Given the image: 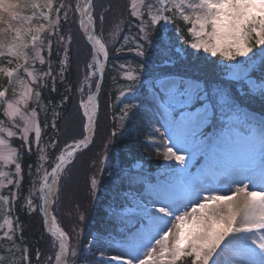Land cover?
Segmentation results:
<instances>
[{"label": "snow or ice", "instance_id": "obj_1", "mask_svg": "<svg viewBox=\"0 0 264 264\" xmlns=\"http://www.w3.org/2000/svg\"><path fill=\"white\" fill-rule=\"evenodd\" d=\"M0 26V264H31L20 246L21 211L38 216L49 237V254L37 251V264H76L72 241L83 236L87 208L76 206L67 231L57 208L82 157L89 192H99L110 149L142 110L150 113L148 136L159 137L145 142L166 141L163 156L172 163L155 183L130 169L110 174L115 195L104 215L112 227L89 234L88 251L98 248L93 261L264 264V0H0ZM185 56L218 58L222 78L209 84L172 71ZM121 57L110 77L120 114L110 117L96 152L106 69ZM73 67L79 131L62 132L56 109L69 96L46 102L44 92L56 93ZM47 128L52 135L42 144Z\"/></svg>", "mask_w": 264, "mask_h": 264}, {"label": "trees", "instance_id": "obj_2", "mask_svg": "<svg viewBox=\"0 0 264 264\" xmlns=\"http://www.w3.org/2000/svg\"><path fill=\"white\" fill-rule=\"evenodd\" d=\"M56 3H59L60 0H56ZM119 5H123L124 0H118ZM121 10L120 8H117V11ZM179 23V22H178ZM67 28V25L65 26ZM181 29H185L186 26L181 24ZM73 31L74 26H73ZM134 31V29H133ZM181 35L186 40H191V37L187 35L186 31H182ZM114 55V54H113ZM128 63L138 64V61L133 59L131 54H126ZM57 56L55 53V48L53 49V55H52V61H53V70H57L56 65ZM217 59L211 58L207 59L205 56H201L199 59L197 57L192 56L191 58L185 56L183 57V64L179 65L176 68H173L172 71H179L184 72L185 70H188L192 74L199 76L202 81H207L209 84H213L215 82H218L219 79H221V68L218 66L215 61ZM119 62L123 61V57L120 59H111L108 62V66L106 69L105 74V81H104V87L102 89V94L100 96V106H101V116L104 118L101 120V135L97 138L96 141V148L94 151L98 152L100 145L102 143L103 136L107 134V131L112 128V121L110 120V117L112 115H117V111H120V104L115 101V88L113 87V81L110 79L111 76L114 75V72L112 70V65L117 64ZM194 66V67H193ZM46 67V66H45ZM150 68L159 70L161 66L156 63H150ZM76 77H77V71L75 67H73L68 73H67V79L64 81V84H60L59 81L57 82V89L58 91L56 93H49L47 90L44 92V100L47 102L49 99L52 101H59L60 97L62 95H68L69 99L63 104L62 108L56 109L60 113L62 117H64V120L58 121V127L63 132L64 129L72 128L75 132L79 131V123L78 121L73 122L72 117L76 113V102H77V96L75 93L76 88ZM0 83H3V80H0ZM64 85H68L69 88L72 89V92L65 93L64 92ZM104 99L106 100V103L104 102ZM108 102V103H107ZM108 105H111L112 107H107ZM252 108L257 110L259 113V104H253ZM52 117V110L50 109L48 112V119L51 120ZM150 116L144 111H141V118L130 123L128 126V132L123 137H118L113 147L110 149L109 152V162L104 168L103 175L100 180V186L102 189H105L103 191V194L105 196V201H102L98 204H94L93 202V193L89 192L88 184H87V177L89 176L86 173L84 160L87 159V157H82L81 162L77 165V168L74 170L75 175L73 177V180L70 182L71 189L75 190L74 192L71 191V194L69 196H66L65 198H69L68 201H71L72 205V213L74 209L76 208V205H83L87 208V214L91 216V220L93 222H90L88 224L89 229L92 230H110L112 225L108 222L107 218L104 215L105 204L109 201L113 202V197L115 195V189L113 185V179L109 174V172L114 171H120L121 169L125 170H131L134 174H143L148 177L153 178L152 181H154V175L152 171H154V168L162 161V153L155 148L153 145L146 143V139H148L147 131L149 129L148 122H149ZM41 125L43 126V122L45 120V117L43 113H41L40 116ZM52 135V130L50 128H47L44 133V140H47L49 136ZM159 153V154H158ZM51 155H55L54 152L51 153ZM51 158V157H49ZM138 160H142L144 164L148 166L149 172L144 171H137L133 168V165ZM36 156L35 152L31 157L25 155L24 157V164L25 168H27V165L29 164H35ZM119 164L118 168H116V164ZM112 179V180H111ZM29 178L25 176L24 178V188L25 190L28 187ZM79 191L80 194H82V197L77 196V192ZM64 198V199H65ZM60 207V206H59ZM19 221L22 225V243H20V240H18V243H20L21 248L25 249L28 254L31 256V264H37L36 260V253L39 251L40 253L47 255L49 254V237L45 234L44 228L41 226V220L38 216H26L22 211L19 212ZM67 229V227H66ZM68 230V229H67ZM21 229L20 226H17V232L18 235L20 233ZM18 259V258H17ZM43 259V256L41 257Z\"/></svg>", "mask_w": 264, "mask_h": 264}, {"label": "rangeland", "instance_id": "obj_3", "mask_svg": "<svg viewBox=\"0 0 264 264\" xmlns=\"http://www.w3.org/2000/svg\"><path fill=\"white\" fill-rule=\"evenodd\" d=\"M0 27H2V26H0ZM215 59L218 60V58H215ZM118 63H121V62L118 61ZM128 64L131 65L130 63H128ZM131 66L135 67L136 65L132 64ZM117 95H118V92H117V89L115 88V96L117 97ZM127 99L128 100H132L133 98L131 96H129V97H127ZM115 101H116V99H115ZM104 102L106 103L105 99H104ZM135 102L138 103L139 101H135ZM143 111H144L145 114L147 113L150 116L149 112H147L145 110H143ZM117 113L120 114V111L119 112L117 111ZM119 114H117V115H119ZM256 114H257V119H259L260 118V114L258 112ZM0 119H3V117H0ZM155 126L157 128L160 127L159 124H156ZM150 132H151V128L149 127V129L147 131V135H146L148 137V139H152V138L159 139V137H149L148 133H150ZM160 134L163 135V129L160 130ZM44 141H46V140L43 139L42 140V144L44 143ZM13 143L14 144H19V141L18 140H14ZM163 143H166V141L162 142L160 145L154 146L155 148H157L162 153V158L163 159L156 166V168H154V171H152L154 173L153 174L154 175V181H152V183H155V178L162 177V174L165 173L166 169H168L169 164L172 163V162L166 161L164 159L163 152H164L165 149L163 147ZM118 166H119V164L117 163L116 164V168H118ZM102 167L105 168V166H102ZM133 168L135 170H137V171L139 170V171H144V172H147V173L149 172V169H150V168H148V166L146 164L143 163L142 160H138L137 162H135L134 165H133ZM192 171L195 172L196 169L193 168ZM111 173H113V172H109V173H107V175L109 174V176H110ZM88 175L90 176L91 173L88 174ZM101 177H102L101 175L97 174V179L98 180H101ZM223 186L226 188L227 184L224 183ZM71 191L74 192L75 190L71 189ZM103 191H105V189H102V187L100 186L99 192L98 193H93V202H94V204H98V203H100L102 201H105L106 198H105V196L103 194ZM4 194H7V188L4 189ZM76 194H77L78 197H82V194H80L79 191ZM97 196H98V199H97ZM68 199L69 198H65L63 200L62 204L60 205V207L58 206V208H57L58 219L62 222V225L65 226V230L66 231H67V229L70 226H72V219H73V216H72V205H70L71 201H68ZM111 203H112V201L107 202L105 204V206H104L105 209H107V206L109 204H111ZM87 215H88L89 218H88V220L86 221V223L84 225L83 236L80 238L79 241H76L75 239H73V241H72V245L74 247H76L78 253H80V255L77 258L76 264H98V262H95L92 259L93 253H96L98 251V248L97 247H93L91 252H89L88 251V244H89V238H90L89 234H95L99 229L98 230H92V229L88 230L89 227H90V226H88V224L90 222H93V221L91 220V218H90L91 216L89 215V213ZM4 227H5L4 219L0 218V228H4ZM66 227H67V229H66ZM70 235H71V233H70Z\"/></svg>", "mask_w": 264, "mask_h": 264}, {"label": "bare ground", "instance_id": "obj_4", "mask_svg": "<svg viewBox=\"0 0 264 264\" xmlns=\"http://www.w3.org/2000/svg\"><path fill=\"white\" fill-rule=\"evenodd\" d=\"M251 187V186H250Z\"/></svg>", "mask_w": 264, "mask_h": 264}]
</instances>
